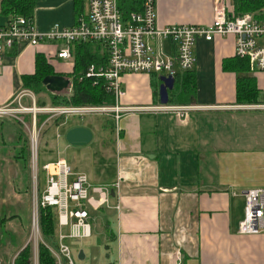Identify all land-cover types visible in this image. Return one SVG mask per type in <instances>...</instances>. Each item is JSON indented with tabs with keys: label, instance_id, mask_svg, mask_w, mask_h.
<instances>
[{
	"label": "crops",
	"instance_id": "0c3cea01",
	"mask_svg": "<svg viewBox=\"0 0 264 264\" xmlns=\"http://www.w3.org/2000/svg\"><path fill=\"white\" fill-rule=\"evenodd\" d=\"M226 1L234 10V0ZM155 2L159 25L207 24L213 19L214 0ZM82 8L87 10L88 0H37L35 21L42 30L56 22L72 25ZM63 45L61 40H46L40 45L21 42L10 48L0 70V103H7L17 92L28 89L23 85V76L35 71L38 52L50 60L56 71L69 73L73 59L56 55ZM164 48L176 53V45L170 39L164 41ZM194 50L195 103L180 104H195V108L185 117L140 109L123 113L116 122L113 160L100 163L105 169L112 168L108 176L99 174L97 167H82L75 154L68 157L72 146L78 145L66 139L67 130L85 125L92 129L94 138L98 127L94 122L70 119L78 114L58 115L44 128L37 122L42 132L57 128V151L49 161L64 158L74 171L86 172L94 183L122 179L120 194L112 195L109 203L100 208L90 207L91 236L103 235L108 253L100 256L91 236L67 238L71 248L81 242L78 257L80 250L84 251L85 256L79 257L78 262L73 255L75 264H177V251L182 252V264H264V230L239 231L245 214V191L264 187V109L236 101L237 73L223 67L225 58L236 55L234 34L216 35L211 40L200 37ZM253 75L262 97L264 71ZM155 78L154 73H124L126 94L121 105L143 107L161 103ZM23 99L25 102L26 96ZM109 114L115 118L112 112ZM18 122L11 116H0L1 213L14 211V220H19L12 225V241L7 237V226L6 231L0 229V257L5 264H13L17 253L28 243L32 244L33 260L35 251L30 235L34 189L32 193L26 152L22 140L17 138ZM9 126L14 132L7 137ZM20 196L26 199L24 217L16 210ZM6 197L13 201L8 203ZM64 264H68L66 260Z\"/></svg>",
	"mask_w": 264,
	"mask_h": 264
},
{
	"label": "built area",
	"instance_id": "2783aa9c",
	"mask_svg": "<svg viewBox=\"0 0 264 264\" xmlns=\"http://www.w3.org/2000/svg\"><path fill=\"white\" fill-rule=\"evenodd\" d=\"M213 10V19L207 24L176 22L159 25L155 0H143L142 8L131 11L127 18L124 17L119 0H88L86 14L80 17L79 21L65 26L56 22L46 30L38 27L34 14L7 15L8 19L0 23V70L7 51L21 42L40 45L46 40H61L64 45L56 55L73 59L72 44L76 40H98L108 49L109 60L105 64L91 63L86 75L96 77L95 82L103 78L106 90L115 97V103L40 107L33 90L25 89L17 92L7 103H0V116H11L19 122H24L23 113L32 112L34 132L37 127V114L44 109L55 110L59 115L112 112L117 123L123 113L139 109L185 117L195 108V104L168 102L143 107L121 105L120 101L126 94L122 82L123 75L126 72L158 71L176 77L179 71L194 68V49L198 38L211 40L216 35L227 34H234L236 37V54L248 58L254 72L264 71V17L252 12L238 15L235 10L231 11L230 3L226 0H214ZM166 39L176 45V53L171 54L165 50ZM24 96L28 99L32 96V102L24 104ZM249 105L264 109V88L262 97ZM31 144L32 176L38 178L40 170H44L46 174L44 187L34 192V225L40 229V206H54L57 212L58 247L52 248V251L58 257L59 264H63V260L68 264H75L72 248L66 239L92 235L90 207L100 208L108 204L112 190L114 195L120 194L122 179L118 177L110 182L94 183L86 172L74 171L64 158L48 161L40 166L36 133L31 136ZM245 201V214L240 221L239 231L257 233L264 230V187L247 189ZM41 240L42 234L39 241ZM35 251L33 263L38 264V247ZM182 262V252L177 251L176 263ZM0 264H5L1 257Z\"/></svg>",
	"mask_w": 264,
	"mask_h": 264
},
{
	"label": "trees",
	"instance_id": "16d2710c",
	"mask_svg": "<svg viewBox=\"0 0 264 264\" xmlns=\"http://www.w3.org/2000/svg\"><path fill=\"white\" fill-rule=\"evenodd\" d=\"M37 0H0V13L5 15L24 14L33 15ZM143 0H119L120 8L124 17L127 18L131 11L142 8ZM234 10L236 14L252 12L264 17V0H234ZM86 14L85 9H80L76 21ZM75 21V22H76ZM73 68L65 74L55 70L54 65L41 52L36 54L35 71L23 76L26 86L36 90V93L45 92L54 104L60 105H111L115 103L114 95L107 91L104 79L95 82L96 77L86 75L87 68L91 63L105 64L109 60L108 49L104 43L98 40H76L72 44ZM224 69L233 70L237 73L236 81V101L238 103H249L259 100L261 88L257 84V79L253 75L254 70L248 58H243L237 54L234 57H227L223 62ZM65 74L72 79L70 91L52 92L43 83V78L48 74ZM156 76L155 90L161 83L160 73L152 72ZM197 91V77L193 69L181 70L176 74L175 86L169 90V102L190 103L192 97L195 98ZM46 100L42 103H44ZM58 120V119H56ZM19 123L20 136L24 138L22 124ZM20 137V138H21ZM1 140V133H0ZM1 198V195H0ZM39 223L42 240L38 246V264H59L58 257L52 248L58 247L57 240V212L54 206H40ZM7 216L1 213L0 201V226H2ZM9 219V218H8ZM63 260V264H64ZM14 264H34L32 244L28 243L15 257Z\"/></svg>",
	"mask_w": 264,
	"mask_h": 264
},
{
	"label": "rangeland",
	"instance_id": "374dc122",
	"mask_svg": "<svg viewBox=\"0 0 264 264\" xmlns=\"http://www.w3.org/2000/svg\"><path fill=\"white\" fill-rule=\"evenodd\" d=\"M7 20V17L3 14L0 13V23H4ZM23 61V59H22ZM23 85L25 87H27L28 89L33 90L35 97H37V104L40 107H48V106H60V104H54L51 99H49L50 97H48V95L43 91V92H39L36 93V90L28 87L25 85V83H23ZM23 86V87H24ZM71 87V86H70ZM68 88L67 90H65L66 92L70 91L71 88ZM32 97V96H31ZM29 97V99L27 98V100L24 102V104H29L32 102V98ZM44 99L46 100L44 103H42L44 101ZM54 114V116H53ZM60 113L55 112V110H49V109H44V110H40V112H38L37 114V118H36V123L38 122V124L41 127H45V124H49V122L55 118L56 116H58ZM22 118H24V122L22 121L20 124H22V129L24 131V138L20 136V130H18L17 128V138L20 140H22L23 143V149L24 152H26V156H27V161L29 164H27L26 160H25V164L29 165L30 167V171H31V178H30V188H31V192L33 193V189L34 191L37 190V186H38V181L36 178H34L32 175V164H31V136L33 133L37 134V138H38V158H39V165H43L46 161L51 160L52 158L55 157L56 151H57V145L56 142L54 140V137H56V127H49L47 130H45V132H42L43 128H39L36 127V131L34 132V119H33V113L32 112H24L22 115ZM71 120H77L79 122H84L85 120H88L89 122H94L98 127L95 130V137L93 138L92 142H89V144H87V146L81 148V146H72V148L69 150L70 155H68L69 158H71L70 156L72 154H75V159L76 161L82 165V167L85 168L86 165H90L92 168H96V170L98 171L99 174H103V175H110L111 174V167H108V169H105L104 167L101 166L100 163H103L104 161H108V162H112L113 157H114V151H115V141H116V120L115 118H113L109 112H93V113H88L86 115H84V117H80L79 115H75V116H71L70 118ZM64 121V120H63ZM62 121V122H63ZM11 126L7 127L8 129V133H6V136L8 137L9 135H11V131L14 132V130H10ZM21 137V138H20ZM46 139L49 140V143L47 144ZM63 139V138H62ZM57 140V138H56ZM63 141V140H62ZM65 143V140H64ZM2 156V155H1ZM45 184V172L44 170H40L39 171V187L43 188ZM34 197V194H33ZM7 202L10 203L11 201H13L11 198L6 197ZM16 202L18 203L16 206V210L17 212H19V214L21 213L22 216L24 217V211H27V206H26V199L23 196H20L18 200H16ZM8 206V205H7ZM10 207V206H8ZM13 208V206H12ZM34 200L32 201V207H31V212H30V216H31V228H30V235H31V239L33 241L34 244V248L38 247V241L41 238V232L40 229L38 230L36 228V226L34 225ZM20 210V211H19ZM23 212V213H22ZM3 216H7V220L6 222L0 226V229L3 230H7V237L9 238V240L12 241L11 239V234H13L11 232L12 229V225L18 223L17 219L14 220V217L16 218L17 214L14 211H8V214H5L4 212H2ZM40 218V215H39ZM25 218H23L24 220ZM8 220H13L8 224ZM7 226V227H6ZM4 227H6L4 229ZM10 228V229H9ZM5 230V231H6ZM91 242L94 243V245L97 248L98 253L100 254V256H103L104 254L108 253L106 246H105V237L103 235H94L91 236ZM71 241V240H70ZM85 242V241H83ZM101 242V243H100ZM71 245V244H70ZM72 248H73V255L75 258V261L78 262V252L77 250L81 248V242L80 243H75L72 244ZM23 248H21L22 250ZM20 250V251H21ZM19 251V252H20ZM18 252V253H19ZM36 251H34V257L36 256L35 254ZM17 253V255H18ZM16 255V256H17Z\"/></svg>",
	"mask_w": 264,
	"mask_h": 264
},
{
	"label": "water",
	"instance_id": "95a60500",
	"mask_svg": "<svg viewBox=\"0 0 264 264\" xmlns=\"http://www.w3.org/2000/svg\"><path fill=\"white\" fill-rule=\"evenodd\" d=\"M160 78L162 82L159 86L160 102L168 103L169 102V89H172L175 86L176 77L170 74H161ZM43 83L52 92H62L67 90L71 85V78L64 74L53 73L48 74L43 78ZM192 103H195V98L192 97ZM93 131L91 128L85 125H74L70 127L66 132V139L75 145H84L89 143L93 139ZM114 190L111 191V194L114 195ZM84 251L80 250L79 257L83 258Z\"/></svg>",
	"mask_w": 264,
	"mask_h": 264
},
{
	"label": "bare ground",
	"instance_id": "6f19581e",
	"mask_svg": "<svg viewBox=\"0 0 264 264\" xmlns=\"http://www.w3.org/2000/svg\"><path fill=\"white\" fill-rule=\"evenodd\" d=\"M44 172H45V171H44ZM45 175H46V174H45ZM36 179H37V181H38V186H37V187H38L37 190H38V189H40V187H39V175H38V178H36ZM37 190H36V191H37ZM34 192H35V191H34ZM76 192H77V191H75V193H76ZM34 194H35V193H34ZM33 198H34V197H33Z\"/></svg>",
	"mask_w": 264,
	"mask_h": 264
}]
</instances>
